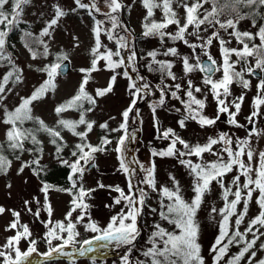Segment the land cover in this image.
<instances>
[{"label":"snow or ice","instance_id":"6c2138e0","mask_svg":"<svg viewBox=\"0 0 264 264\" xmlns=\"http://www.w3.org/2000/svg\"><path fill=\"white\" fill-rule=\"evenodd\" d=\"M76 4L81 8H94L95 0H92V4L86 5L81 0H75ZM178 3L185 11L184 22L181 23L180 19L177 18V13L174 11L173 3ZM31 0H0V60L8 59L10 57L5 56V44L6 38L9 33L15 28L19 27L22 23V15L24 7L29 5ZM144 7L147 9V16L145 17V23L143 24L144 31L142 35L144 37L158 36L161 43L163 44L164 38L167 36L172 41H182L186 46L192 49L193 53L196 52L197 48H200L207 56L210 63L204 64L200 56H195V63H190L188 56L182 58V66L184 73L190 74L195 70H199L204 73L203 83L208 87L209 92L212 94L213 99L217 103V117L215 119L209 118L202 114V110L205 108V100L198 99L195 93L201 92V88L194 87L191 80L187 81V87L182 89L180 83L174 85H157V89L160 92V99L152 105V111L155 113L157 107H161L165 104V88L170 89V95L173 99L180 101L184 106V115L178 121L181 128L186 126V121L193 120L197 122L201 127L213 126L219 119L220 114L229 113L231 119L230 123L241 127L235 119V116L239 113L243 96L233 100L232 106L234 112H229L227 103V97L230 95V84L236 80L242 84L243 88L247 89L250 85V81L244 79L245 71L249 75L255 74V70L259 69L264 72V26L259 28L258 36L261 43L259 45L252 44L249 47V43L245 42V38L248 41H252L256 38L252 33L240 32L237 30V26L242 19L247 17L241 13L240 6L250 7L256 4L264 5V0H194L189 5L184 0H160V3H156L155 0H142ZM205 4H211L210 9H205L203 14L199 13V10L204 7ZM6 6H10L6 8ZM107 6L110 8V12L105 14L111 22V29L103 28L104 21L95 20V27L93 32L95 33L94 47L91 49V67L89 69H81V72L87 73L82 82L79 85L77 94L65 103L58 105L54 111L57 115V123L55 127L48 126L45 121L39 117L32 115L31 105L34 101L42 99L50 90H54V80L57 75L60 74L65 65L63 61L68 59L66 54H58L55 61L49 65H46L39 71L46 72L47 79L42 85L36 88L33 93L25 98L21 97L20 104L9 111L6 107L4 109V118L2 123L8 125L5 132V143H0V174L6 173L7 169L11 166V160L8 159L4 152L11 150L12 153H19L15 156L17 160L20 159V155L25 151L35 153V156L30 161L22 163L19 172L22 173L25 168H30L33 174L37 177L44 172L45 166L41 165V159L43 158V142L38 139L39 133H44L50 138V143L55 146V159L63 166H67L70 169V175L68 180L71 182V187L68 189H59L61 191H67L70 194L75 191L73 199L71 201L72 207L65 215V224L63 221H57L53 224L49 218L44 221V226L47 229L45 238L50 246V251L44 253L45 257L50 258L53 253H61L63 249L68 245H72L76 242V238L79 236L77 231V223H83L85 230L94 233L91 239L83 241V245L76 251L80 256H85L89 253H95L100 249H107L109 246L114 245L116 248L125 247L129 252L132 246H134L138 237L140 236V228L138 227V218L143 215V210L147 206L146 201L149 197L148 191L145 188H140L139 195L132 191L133 185L129 183V192L126 194L123 189L118 186L115 187L114 191L119 193V196L114 199L113 205H105V207H113L120 205L124 202V207L121 208L120 212L111 216L106 226L101 227L97 222L91 219L87 209L90 207L84 202V198L89 196L95 189H84L82 185L83 174L86 170L87 165L91 160L94 159V155L97 152H103L106 150L107 145L111 144V140L107 136L102 137L100 144L92 145L88 142V134L92 131L95 121H89L85 118L86 112L94 110L97 104L98 97H104L112 91V87L121 73L117 72L116 69L124 68L122 73L123 77L129 81L128 91L132 97L131 103L127 109L122 112V122L118 128L111 129L113 132L123 130L124 135L120 136L117 140V146L114 149L118 154H122L123 147L128 138V120L130 113L136 107L137 100L142 98V93H150L151 86L148 82H144L138 86L137 81L133 79L128 71V67L131 66L133 71H137L135 63L137 60L134 43L130 41L126 35H119L116 32L117 28H122L125 33L128 32L126 26L122 25L117 15L122 5L119 0H107ZM161 8L164 19L161 22L152 21L148 22L149 18L153 16L154 8ZM99 11V9H96ZM91 14V11L89 12ZM222 14H227L230 18L221 20L219 17ZM66 15L65 12L57 7L56 17L53 18L48 26L43 29L40 34V38H33L30 32H24L25 46L29 48L32 58H37L38 53L34 51L31 45L37 44L43 46V52L39 53L42 57H47L49 53L48 45L42 39L45 36H51V29L57 24L58 19ZM175 24L177 30L175 33H169L163 31L167 29L169 25ZM208 25L214 29L233 31L230 35H233L238 43L242 44V48H227L225 47V41L219 37V30L213 31L203 42L190 43L186 38V33L195 37L197 40H201L200 30L201 26ZM192 28V32H188L189 28ZM207 31V28L204 29ZM101 32L107 36L109 41H114L116 44V50L108 48L103 45L105 51L101 52L102 47L100 35ZM213 39H218L222 63L217 64V61L211 57L206 49L211 46ZM130 54L127 57L126 63L125 57L121 55L123 50H129ZM177 56L178 50L175 47H169L162 53L156 50L149 51L147 57L151 58L147 67L149 71L160 73L163 78L171 79L172 81L177 80L176 74L172 71L174 64L171 60H158L157 56ZM235 55L236 60L232 61L231 56ZM117 58V59H114ZM249 57L255 60L254 66L249 61ZM105 62V69L112 71L113 75L110 77V81L107 87L103 89H96L95 97L90 95L86 91V86L89 83L90 73L92 71L99 70L97 65L99 61ZM243 63L245 68L241 71L236 70V65ZM222 71V77L219 80L213 79L216 72ZM22 70H19L13 66V70L8 72L3 80L0 81V100L6 98L3 96L5 92V86L9 83L11 77L15 76V81H21ZM140 80H144V77H139ZM258 95L254 100L255 110L247 118L249 123H253V118L258 115L259 106L264 105V78H262L258 84ZM174 89V90H172ZM183 90L186 99L182 98L178 93ZM206 99V98H205ZM239 101V102H237ZM87 102L90 107L84 109V103ZM74 110L80 112L78 120H68L62 118V113ZM180 111V109H176ZM33 122L35 125L33 128H25L26 122ZM83 125L84 130L78 131L79 126ZM102 129H108V123L105 122L100 125ZM68 130L73 136L79 138L78 143L73 146L71 150V156L75 159L69 162L68 159H64L62 153L64 148L67 147L62 131ZM159 131V128L157 127ZM251 135V133H250ZM158 139L169 140V145L166 149L157 152L152 151V156L160 157H173L178 162L188 169V174L192 177L191 191L193 193L190 200H186L182 195V190L179 181L172 175L169 176L172 182V187L162 185L157 188L155 179V163L150 162V166L144 169L143 165L140 167L146 172L143 183L147 186L151 192H154L158 196L157 208H150V211L159 216L160 221L166 222L172 226L170 231L168 228L163 227L161 223L157 222L153 225V231L148 238V244L151 246L143 251V256L146 261H138L137 264H204V258L200 255L201 245L198 243L199 238V224L197 222V213L201 209L204 203L205 195L210 193L211 185L215 182L220 188L221 199L223 200V206L217 209L211 207L209 215L214 219L216 215L220 217L219 220V234L215 239L214 244L210 248V252L214 253L213 264H220V261L227 255L229 246L233 244L240 245L243 247L240 251L232 256L227 264H240V261L245 257L247 253L253 249L257 241L264 236V152L260 153L259 164L255 169V178L252 176L253 167L251 161L253 159V152L249 147V140L238 139L236 142V148L233 149V141L231 137L221 132L217 137H208L207 142L204 144H189L188 141L181 138L176 132L168 128L164 130ZM29 142L33 146L32 148H25V143ZM177 144L181 145V148H177ZM220 145L218 150H214V146ZM247 149V152H246ZM209 153L216 157L215 160L205 161L204 154ZM225 154L228 159L225 160ZM247 155L248 163L244 162L243 157ZM196 157L197 161H193L191 157ZM120 162V169L125 174H130L131 168L126 163L122 155H118ZM133 163H138L133 161ZM236 169V174L232 176L231 183L225 185L224 177ZM244 177L243 183H241V177ZM41 191L45 193V203L47 205V212L49 217L52 214L51 205L48 203L47 194L52 185L41 181ZM79 185V186H78ZM11 185H9L10 187ZM100 188L105 187L102 183L98 184ZM111 187V186H109ZM258 192L256 198V204L259 208V213L255 217L248 221V224L244 231L240 230V225L244 222L245 216L248 213V205L252 201L253 193ZM231 197V199H230ZM29 202L25 201L27 205ZM243 203V207L238 211V206ZM81 209L78 214L76 221L72 220V213L76 209ZM127 209V211H125ZM31 212V209H28ZM5 212L3 207H0V215ZM15 221L10 223L6 230L16 229V235L7 239L5 248L11 249L15 252V257L6 254L4 251H0V257H5L4 264H30V257L37 251L36 241L29 240V248L27 251H21L19 243L21 239H27L31 237V232L27 225H22V231L17 229L19 220V213L12 212ZM39 217L40 213L34 214ZM87 221L85 222V217ZM232 217H236L234 224L232 223ZM51 225V226H50ZM67 234L66 236L64 234ZM251 234L252 238L248 239V235ZM53 241H60L61 243L53 246ZM226 241V243H225ZM97 245V246H94ZM264 248V243L260 245ZM67 254V253H65ZM256 253L251 252V256L255 257ZM93 264H95V257H93ZM123 264H130L127 255L123 257ZM250 264V262H249ZM258 264H264V260H260Z\"/></svg>","mask_w":264,"mask_h":264},{"label":"rangeland","instance_id":"374dc122","mask_svg":"<svg viewBox=\"0 0 264 264\" xmlns=\"http://www.w3.org/2000/svg\"><path fill=\"white\" fill-rule=\"evenodd\" d=\"M81 2L90 6L92 4V0H81ZM119 2L122 5L121 10L123 9V4L127 7V20L122 18V25L126 26L128 29L125 35L130 41H133L137 55L135 63L137 71H133L131 66L128 67V71L133 79L137 81L138 86L144 82H148L151 86V92L142 93V98L137 100L136 107L133 109V112L130 113L128 120V138L123 147L122 154H118L114 149L117 146L118 138L124 135V132L123 130L113 132L111 129L119 127L122 122L121 114L130 105L132 97L128 91L129 81L122 75L124 68L116 69L121 75L117 76L112 91L104 97H98L94 110L86 112L85 118L89 121H95L93 129L89 132L87 139L91 143L98 145L100 144L101 138L107 136L108 139L111 140V144L107 145L105 151L93 154L94 159L89 162L83 174L82 185L86 189H95L89 196L84 198V202L90 206L87 212L90 214L91 219L97 222L101 227L106 226L110 217L120 212L121 208L124 207L123 201L120 205H115L111 208L105 207V205H113L114 199L119 196V193L112 189L118 186L127 194L129 192V183L131 182L133 185L132 191L136 192L137 195H139L138 190L140 188H145L146 191H148L149 197L146 201L147 206L143 210V215L138 218V221L141 223L140 226H142L144 230L134 244L137 250H139V247L147 249L151 246L148 244V238L153 230L154 223L159 222L163 226L168 225L166 222L160 221L159 216L150 211V208L159 209L157 203L158 196L156 193L151 192L143 183L146 172L140 165H143L144 169H146L150 166V162L154 161L157 188L162 185H167L171 188L172 182L169 176L172 175L179 181L182 195L186 200H190L193 195L191 191L192 177L188 174L187 168L182 166L176 158L153 157L151 154L153 150L159 152L168 147L169 140L157 138L164 130L168 128L173 129L177 135L188 141L189 144H204L207 142L208 137L215 138L219 133L225 132L231 137L234 150L238 139H248L249 147L253 152L251 164L253 167L252 176L255 178V169L259 164L260 153L264 152V105L259 106L258 115L253 118V123H249L247 118L255 110L254 100L258 95L257 86L260 80L264 78V72L262 77H255L247 74L245 71L244 79L250 81V85L247 89L243 88L242 84L236 80L229 86L230 95L227 97L229 112L235 111L231 102L243 96L240 111L235 116L236 121L241 127L231 124L229 122L231 117L229 113H227L219 117L216 124L213 126L201 127L197 122L188 120L186 121V126L181 128L178 121L184 115V106L180 101L171 97L170 89L165 88V104L161 107H157L155 113H153L152 105L160 99V92L156 86L161 85V87H163L164 85L180 83L182 89H185L187 87V81L191 80L194 87L201 88V92H194V95L198 99L205 100L206 106L202 110V114L215 119L217 117V103L209 92L208 87L203 83L205 74L199 70H195L186 75L182 66V58L184 56L189 57L190 63H195V56L197 55L200 56L201 60L207 58V56L204 55V52L201 51L200 48H197L196 52L193 53L192 49L186 46L182 41H172L168 39L167 36L164 38L163 44L158 36H141L145 17L147 16V9L144 7L142 0H119ZM155 2L160 3V0H155ZM184 2L188 3L186 0H184ZM8 7L9 6H6V8ZM57 7L65 12L66 15L60 17L57 24L49 29L51 36L44 37L50 53L47 57L37 56V58L33 59L31 53L23 44L17 41L12 45V48H9L10 42L6 40L5 50L11 52L15 65L19 70H22V72L20 73L21 81H15V83L5 86L3 96L6 98L0 100V138H4L8 126L2 123L5 107L8 109L16 105L21 100V97L30 95L38 85L43 84L47 79V74L46 72L39 71V69H43L46 65L53 63L56 56L63 53L66 54L68 60H70V69L66 73L60 72V74L55 77L54 90H50L42 99L32 103V109L37 116L48 123H56L58 117L54 109L64 99L77 93L82 79L87 74L81 72V69H89L91 67V60L93 59L91 49L94 47L95 42V33L93 32L96 26L95 20L104 21L102 27L111 29V22L108 16L105 15L110 12V8L107 6V0H95L94 8H81L76 4L75 0H31V3L24 7L21 18L22 24L30 25L34 31L41 34L43 29L48 26V23L56 17ZM172 7L177 13V18L183 23L185 17L184 9L175 2ZM96 9H99V11ZM90 11L91 14H89ZM202 12L203 10L200 9L199 13ZM153 13V16L148 20L149 23L152 21L161 22L164 19L161 8H154ZM113 15H117L118 20L122 16L119 12L113 13ZM219 18L225 20L230 17L222 15ZM205 28H207V31H204ZM254 29L255 25L247 18L240 20L237 26V30L240 32L251 33ZM176 30L177 26L172 24L163 31L175 33ZM217 30L219 29L203 25L200 30L201 40H197L187 33L186 38L190 43L199 44L211 36L213 31ZM192 31L193 29L190 27L188 32L190 33ZM232 31V29L219 30V37L226 42L225 47L227 48H242L243 45L238 43L233 35H230ZM116 32L121 35L124 30L122 28H117ZM133 36L136 40L133 39ZM100 39L102 43L101 52L105 51L103 45H106L113 51L116 50V44L114 41H109L104 32H101ZM169 47L177 48L178 55L175 57L158 55L157 59H166L173 62L174 67L172 71L177 76L176 81L163 78L162 83L160 73L149 71L147 67L148 63L146 67L140 64H138L139 66L137 65L139 58H148L147 53L149 51L156 50L162 53ZM130 51L131 49L121 52V55L125 57L126 63H129L127 57ZM206 51L217 61L218 65L222 63L221 48L218 39H213V43ZM114 59L117 58L114 57ZM231 60H236L235 55L231 56ZM249 61L254 66L255 60L252 57H249ZM5 68L6 67H0V81L3 78ZM97 68L99 70L90 73L89 83L86 86V91L91 92L94 97L96 95V89L107 87L110 77L113 75L112 71L105 69V62L103 60L99 61ZM244 68L245 65H243V63L236 65L237 71H241ZM141 76L144 77V80L139 79ZM221 77L222 71L216 72L213 79L219 80ZM178 94L186 99L183 90ZM176 109H180V111H176ZM61 115L62 117L63 115H66V117L78 116L76 112L72 111L64 112ZM105 122L108 123L107 130L100 128V125ZM251 125L253 126L251 127ZM81 129L84 130L83 125ZM66 136L70 141L79 139L69 133H67ZM181 147V145L177 144V148ZM219 148L220 145L214 146V150H218ZM126 149L129 151L128 154L130 157H128V159L126 158ZM118 155H122L126 163L130 166V174H125L122 170H119L120 162L117 158ZM30 157L31 155L28 153L24 157L25 160L14 161L10 171L7 174L0 175V207L5 209V212L0 215V251L6 252V254L11 255L13 258L15 257V252L4 247L7 239L16 235L17 231L16 229L6 230L10 223L15 221V217L12 215L13 210L20 214L17 229L22 231L21 226L27 225L31 232V237L21 239L19 243L21 251H27L30 246L29 240L36 241L37 251L30 257V259H32V257H42L44 253L51 250L45 238L47 229L43 222L50 218L53 224L57 221H63L66 224L65 215L72 207L71 194L67 191L59 190L64 188H58L52 185L53 188H51L47 194L48 203L52 208V214L51 217H49L47 205L45 203V193L41 191V181L51 184L50 179H48V181L42 180L41 177L35 176L30 168H25L22 173L19 172L22 163L27 161ZM224 158L225 160L228 159L226 154ZM191 159L197 161V158L194 156L191 157ZM215 159L216 157L209 153L204 154L205 161ZM243 159L247 164L248 159L246 154ZM133 161H137L138 163H133ZM57 163L58 161L54 157L52 145L46 143L45 150L43 151V158L41 159V165L45 166V170L41 175L47 176L48 172L54 170ZM235 174L236 169L234 168L233 172L224 177L226 186L231 183V178ZM243 181L244 177L242 176L241 183H243ZM101 183L105 187L100 188L98 184ZM9 185L11 186L9 187ZM257 196L258 192H254L252 201L248 205V213L245 216L244 222L240 225V230L242 232L246 228L248 221L259 213V208L256 204ZM25 201L29 203L26 205ZM223 203L220 195V188L213 182L210 193L205 195L204 203L197 213V221H199L200 224L198 242L202 245L201 254L205 256L207 264H213V256L215 254L210 252V248L219 234L220 220L218 215H216L214 219L209 215L210 209L213 206L219 209L223 206ZM242 207L243 203L238 206V211H240ZM29 208L31 212L28 211ZM125 211H127V209H125ZM36 212L40 213L39 217L34 215ZM80 212L81 209L77 208L76 211L72 213V220L74 222ZM87 218L86 216L85 222ZM235 218L236 217H232L233 224ZM77 231L79 232V236L76 238V242L65 247L63 252L53 253L50 257L55 259L54 264H93V257H95V264H123V257L125 255L128 257V253H130L125 247L116 248L112 245L107 249H100L95 253L80 256L76 250L81 246L85 247L83 241L91 239L95 234L86 231L84 224L79 222L77 223ZM145 231L146 235H144ZM261 231L264 232V229H261ZM64 235L66 236L67 234L65 233ZM251 238L252 236L249 234L248 239ZM59 243L61 242L53 241V246ZM262 243H264V236L257 241L256 246L248 253L251 258H257L262 253V248L260 247ZM252 251L256 253L255 257L251 256ZM4 260L5 257H0V264H4ZM220 264H225L224 259L220 261Z\"/></svg>","mask_w":264,"mask_h":264},{"label":"trees","instance_id":"16d2710c","mask_svg":"<svg viewBox=\"0 0 264 264\" xmlns=\"http://www.w3.org/2000/svg\"><path fill=\"white\" fill-rule=\"evenodd\" d=\"M187 2H189L188 4L191 5L194 0H186ZM10 7V6H9ZM211 8V4H205L204 7L202 8L203 12L205 9H210ZM240 10H241V13L244 14L247 19H249L254 25H255V29L251 32L253 34V36H256V34L258 33L259 31V28L264 26V5H259V4H256V5H253V6H250V7H245L243 5L240 6ZM200 13L201 15L203 14ZM222 15H225L226 17H229L227 14H222ZM221 15V16H222ZM24 32H30L32 34V37L28 38L29 40L33 39V38H40V33H37L35 32L30 25H27V24H20L19 27L15 28L13 31H11L8 35V37L6 38L7 42H10L9 43V48H12V45H14L17 41L22 43L24 46H25V37H24ZM17 36V37H16ZM16 38V39H15ZM44 40V38H42ZM45 42V40H44ZM245 42L249 43V47L252 46V44H256V45H259L261 43V41L259 40L258 36H256V38L252 41H248L247 38H245ZM46 43V42H45ZM26 47V46H25ZM32 49L34 51H36L38 53L37 56H40L39 53L43 52V46L42 45H37V44H32L31 45ZM28 50L29 48L26 47ZM5 56L6 57H10L11 59L8 60V59H4V60H0V66H7V70L5 71L3 77L10 71L13 70V66H15V68H17V66L15 65V62L13 60V56L11 54V52L9 51H6L5 50ZM142 65H144V67H146V64L149 63V61H147L146 59H142L140 60ZM18 69V68H17ZM3 80V78H2ZM15 81V76L11 77L10 80H9V83L10 82H14ZM42 85V84H41ZM39 87V86H38ZM37 87V88H38ZM88 92V91H87ZM33 93V92H32ZM31 93V94H32ZM90 95L91 92H88ZM30 94V95H31ZM77 93H75L74 95H76ZM30 95L26 96L25 98L29 97ZM73 95V96H74ZM73 96L69 97L68 99H66L65 101H63L62 103H60L59 105L65 103L66 101H68L69 99H71ZM93 96V95H92ZM21 102V101H20ZM20 102L18 104H16L15 106H13L12 108H9L8 110L9 111H12L14 110L15 107H17ZM34 103V102H33ZM31 107V110H32V105L30 106ZM88 107H90V105L85 102L84 103V109L86 110ZM69 111V110H68ZM70 111H74V110H70ZM78 114V116H74V117H63L64 119H68V120H78L79 117H80V112L78 111H74ZM32 115L34 117H37L33 111H32ZM48 126H52V127H55L56 125H53V124H50V123H47L45 122ZM35 125L33 124V122L29 121V122H26L24 124V127L25 128H33ZM82 126V125H81ZM81 126H79V128L77 129L78 131H82L81 129ZM9 127V126H8ZM7 127V128H8ZM64 131H68V130H63L62 131V136L64 137V141L66 142L67 144V147L64 148V151L62 153V156L64 159H68L69 162H71L72 160H74L75 158L71 156V150L73 149V146L80 142L79 139L75 140V141H70L66 138V136L64 135ZM69 132V131H68ZM71 133V132H70ZM38 139H40L42 142H43V151L45 150V144L46 143H50V138L44 134V133H39L38 134ZM88 142H90L88 140ZM0 143H5V137L4 138H0ZM91 143V142H90ZM51 144V143H50ZM92 145H96V144H93L91 143ZM52 147H53V154L55 153V146L53 144H51ZM33 146L31 145V143L29 142H26L25 143V148L28 149V148H32ZM30 152L28 151H25L23 154L20 155V159L17 160L15 158L16 155H18L19 153H12L11 150H6L4 152V155H6L8 157L9 160H11V166L13 164L14 161H20V160H25L24 157ZM31 157L29 159H27V161H30L34 158L35 156V153H30ZM55 157V156H54ZM25 162V161H24ZM11 166L7 169L6 173H2L0 175H3V174H7L9 171H10V168ZM31 170V169H30ZM32 171V170H31ZM50 171V170H49ZM70 175V169L67 167V166H63L61 165L59 162L55 165V168L54 170L50 171L47 173V176L46 175H40L41 179L42 180H47L50 179L51 181V184L50 185H53L54 187H58V188H65V189H68L71 187V182L68 180V176ZM79 186V185H78ZM84 187V186H83ZM84 189H86L84 187ZM87 190V189H86ZM75 191L76 190H73V193H71V196H72V199H73V195L75 194ZM198 224H199V221H197ZM157 223V222H156ZM141 223L139 221L138 223V226L140 228V234L143 233V227L140 226ZM163 226V225H162ZM163 227H166L168 228L170 231L172 230V226L170 225H166V226H163ZM199 230H200V224H199ZM153 231V230H152ZM151 231V232H152ZM144 235H146V231L144 232ZM199 243V242H198ZM226 243V241H225ZM200 244V243H199ZM201 245V244H200ZM139 247V246H138ZM243 247V244L241 243L240 245H237V244H233L231 246H229V249H228V252H227V255L224 256V263L227 264L228 260L236 255L240 249ZM140 249L137 250L136 248V245L132 246V249L130 251V253H128V261H130V264H137L138 261H146V258L143 256V251L146 250L145 248H142V247H139ZM201 249H202V245H201ZM200 255L204 258V264H207L206 263V260H205V256L201 254L200 252ZM54 258H41V259H38L36 260L33 264H54ZM260 260H264V248H262V253L257 257V258H251L249 256V254L247 253L245 255V257L240 261V264H258V262Z\"/></svg>","mask_w":264,"mask_h":264},{"label":"water","instance_id":"95a60500","mask_svg":"<svg viewBox=\"0 0 264 264\" xmlns=\"http://www.w3.org/2000/svg\"><path fill=\"white\" fill-rule=\"evenodd\" d=\"M202 62H203L204 64H208V63H210V61H208V58L203 59ZM63 64L65 65V67H63L61 71H62L63 73H65V72H67L68 69H69V62L67 61V62H65V63H63ZM255 74H256V75H260L261 73L255 71ZM224 114H225V113L221 114L220 117H222V115H224Z\"/></svg>","mask_w":264,"mask_h":264}]
</instances>
